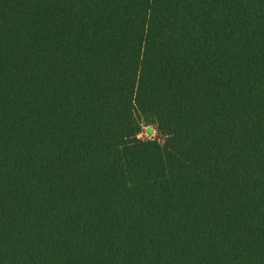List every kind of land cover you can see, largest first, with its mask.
Here are the masks:
<instances>
[{
    "label": "trees",
    "instance_id": "1",
    "mask_svg": "<svg viewBox=\"0 0 264 264\" xmlns=\"http://www.w3.org/2000/svg\"><path fill=\"white\" fill-rule=\"evenodd\" d=\"M0 264H264V0H0Z\"/></svg>",
    "mask_w": 264,
    "mask_h": 264
},
{
    "label": "rangeland",
    "instance_id": "2",
    "mask_svg": "<svg viewBox=\"0 0 264 264\" xmlns=\"http://www.w3.org/2000/svg\"><path fill=\"white\" fill-rule=\"evenodd\" d=\"M140 140H158L161 141V137L155 130V126L152 124L143 123L140 133L137 135Z\"/></svg>",
    "mask_w": 264,
    "mask_h": 264
}]
</instances>
